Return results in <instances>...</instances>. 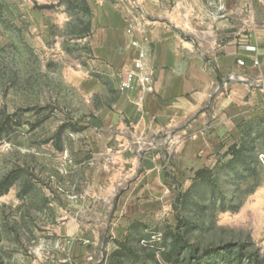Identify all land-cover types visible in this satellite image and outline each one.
I'll return each instance as SVG.
<instances>
[{"label":"rangeland","instance_id":"rangeland-1","mask_svg":"<svg viewBox=\"0 0 264 264\" xmlns=\"http://www.w3.org/2000/svg\"><path fill=\"white\" fill-rule=\"evenodd\" d=\"M68 1L36 0L50 15L29 20L0 0V264H226L205 256L226 250L243 264L264 259V124L207 158L141 142L112 119L121 91L90 68V18ZM174 240L184 247L169 258Z\"/></svg>","mask_w":264,"mask_h":264},{"label":"crops","instance_id":"crops-1","mask_svg":"<svg viewBox=\"0 0 264 264\" xmlns=\"http://www.w3.org/2000/svg\"><path fill=\"white\" fill-rule=\"evenodd\" d=\"M34 2L10 0L11 17L50 15L36 12ZM86 3L90 68L117 85L136 55L131 42L142 39L136 29L149 39L154 92H120L111 116L141 142L162 141L176 159L207 158L222 140L237 139L256 122L264 124V0H212V7L208 0ZM128 27L133 34L126 33ZM72 228L62 226L57 235L68 238L76 231Z\"/></svg>","mask_w":264,"mask_h":264},{"label":"built area","instance_id":"built-area-1","mask_svg":"<svg viewBox=\"0 0 264 264\" xmlns=\"http://www.w3.org/2000/svg\"><path fill=\"white\" fill-rule=\"evenodd\" d=\"M208 1V5L212 7V0ZM134 31L133 27H128L126 33L131 35ZM136 31L142 34V39L131 42V47L136 50V55L132 59L130 70L120 78L118 87L121 92H132L139 89L145 95L154 92V73L149 62L150 42L142 28H138ZM238 64L242 66L243 62L239 61Z\"/></svg>","mask_w":264,"mask_h":264},{"label":"trees","instance_id":"trees-1","mask_svg":"<svg viewBox=\"0 0 264 264\" xmlns=\"http://www.w3.org/2000/svg\"><path fill=\"white\" fill-rule=\"evenodd\" d=\"M68 4H72V2H69L68 0H66ZM74 2H79L80 3V11L81 13L90 18L91 17V11L86 3V0H73ZM38 9H49V7L44 6V7H39ZM87 32H90V23L88 22L87 25ZM251 126V125H250ZM246 128H249V126H247ZM236 145H233L231 147H229L226 151L227 154H231L233 152V150L235 149ZM241 151H239L240 153ZM238 153V152H237ZM236 154V153H235ZM234 153H232V155H235ZM207 170H198L195 173V179H199L201 178V176L206 172ZM3 188L2 185H0V195L4 193V191L2 192L1 189ZM182 242L179 241H175L172 242V247L171 250L168 252V257H177L179 255V252L182 250V248L184 247L182 244ZM131 255V251L130 250H126L124 251V254H121L118 251H115L113 254V258L117 257V256H130ZM206 259L209 261H214L215 259L221 257V259L226 263V264H243L242 260L239 258L237 260H231L232 257V252L229 250L224 251L223 253H218V252H209L208 254L205 255ZM203 259V258H202ZM202 259H199V261H201ZM168 260V258H167ZM254 263L256 264H264V259L262 260H258V258H255ZM116 264H122L120 257H117V263Z\"/></svg>","mask_w":264,"mask_h":264}]
</instances>
